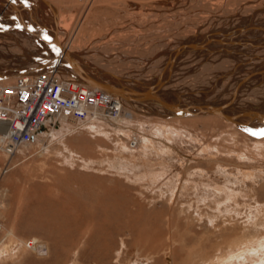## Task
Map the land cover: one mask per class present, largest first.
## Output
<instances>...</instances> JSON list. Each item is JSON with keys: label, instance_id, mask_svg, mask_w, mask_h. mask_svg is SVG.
I'll use <instances>...</instances> for the list:
<instances>
[{"label": "rangeland", "instance_id": "rangeland-1", "mask_svg": "<svg viewBox=\"0 0 264 264\" xmlns=\"http://www.w3.org/2000/svg\"><path fill=\"white\" fill-rule=\"evenodd\" d=\"M130 1L151 6L129 11ZM155 1L53 0L51 7L63 19L64 44L99 60L113 76L128 74L151 84L172 48L191 34L188 27L207 20L225 0L177 1L180 6L175 0H165L164 8H158ZM171 7L173 15L166 12ZM121 8L126 11L120 13ZM164 44L172 48L167 51ZM5 45L7 50L2 52L12 53L3 64L8 68L26 51L19 47L24 46L22 41ZM145 55L153 57L146 61ZM17 64L12 69L19 68ZM182 70V65L177 67L172 80V87H180L171 88L176 92L194 80ZM102 117L74 125L56 123L13 156L5 150L6 131L0 132V253L10 247L14 255L1 254L0 264H262L264 174L260 171L263 162L257 158L264 157L263 147H254L242 131L203 118L179 121L192 130L187 136H199L192 145L181 146L177 139V145L174 139L166 143L154 125L151 132L138 131L151 141L155 138L158 147L143 142L131 146L127 135L137 134L135 128L144 119L133 115L129 120H105L114 128L93 124ZM224 130L231 134L222 135ZM242 170L255 175L246 182L236 175ZM192 171L195 177L189 178ZM3 201L7 202L4 209ZM36 247L42 251H35Z\"/></svg>", "mask_w": 264, "mask_h": 264}, {"label": "bare ground", "instance_id": "bare-ground-1", "mask_svg": "<svg viewBox=\"0 0 264 264\" xmlns=\"http://www.w3.org/2000/svg\"><path fill=\"white\" fill-rule=\"evenodd\" d=\"M40 1H42L43 3ZM40 1L28 0V4L27 6H25L20 2V0H16V3H13V0H0V11L2 14H0V25H3V27L0 28V72L5 73L2 75L3 78H1L0 80L8 82L11 81L9 79L18 77L20 75L46 73L50 71L51 67L56 68L59 65L58 72L60 75L71 77L80 83H84L85 85L100 88L104 90V94L107 95V99L103 104L92 105L88 107V111H90V114L85 122L89 121V118L92 119L91 117H101L102 114V118L107 121H116L118 118L120 119V117H122L123 119L127 118L129 120L131 119V116L138 115L142 117L144 121H140L141 124H138V126L135 128L137 131L141 130L140 128L147 130L145 125L148 126V128L154 129L155 125V128L159 127L158 135H161L162 138L166 140V143L168 141L173 142L174 139V145H177L175 142V139H177L178 141H180L181 146H186L188 144L192 145L200 138L198 135H196L195 132V134L193 133L194 135H192L191 138L187 136L188 134L186 133L189 132L188 129L184 127L182 123L179 124V121L186 118H203L204 120H206V122L215 121L218 126L221 125L225 127L226 125H228L231 130H234L235 132L237 130L242 131L251 138L249 140L250 142H253L254 147L264 148V135L260 134L261 130H264V0H225L226 2L223 1V3H221V6L215 4V6L218 5V11L215 12L214 9L210 17L207 14L209 18H205L207 20L202 21V23L199 25L192 26V30L187 26L189 34H191L186 37L182 36L183 38L181 39V41H179L180 44L178 43L179 45L175 49L172 48V44H164L165 46H167V51L169 49V46H171L170 48H172L173 51L170 49L171 54L169 55L168 59H165L167 61L164 63V66H160L161 70L158 72L155 81L151 84L143 81V78L141 80V77L137 78L136 75V77L130 76L128 74L124 77L122 75L113 76L110 74L112 70L108 69L105 64L103 65L101 62H98L99 60L94 59L95 61H93L91 57L84 55L81 51L78 52L75 50V48L72 49V46L67 44L68 42L64 44L61 37L63 34H65L66 29L62 27L63 19L62 17H60L58 10H55L56 7H51V3L54 4L53 0ZM168 1L169 0H167L166 2ZM175 1L182 2L183 0ZM166 2L165 0H158L155 1V4L159 8V5L163 7L165 4H168ZM236 2L241 3L242 6L239 7ZM129 3L133 4L128 7V10L136 12H139L143 9L147 10V8L151 6L146 2L140 4L138 1H130ZM176 5H179L178 2L176 3ZM173 9L174 8L172 7L168 8L166 12L172 14V12L174 11ZM186 10L189 9H185V11ZM124 11L126 10L121 8L120 13ZM202 13L204 14V12ZM13 17H15L16 19L13 20ZM68 17L70 18V16ZM185 17L186 16H184L183 18ZM202 19L204 20V18ZM64 21H66V19ZM70 22L72 21H69L68 24ZM182 23H184V21ZM16 25H20V27H17ZM175 29L176 28H174V30ZM22 34H25L26 37H20ZM45 37H47V39ZM10 41H12V43L13 41H17L18 43L22 41V43L24 44V46L19 47L26 51L23 52L25 53V55H19L20 57L17 60V62H20L21 64H19V69H23L25 71L23 73L9 75L10 68L12 69L13 66L15 67V65L17 64L16 61L15 65L9 64L10 66L8 67V71L2 72V70L6 69L3 64L6 63L8 57H11L8 55L12 54L10 52H7L9 54H5L2 51L5 49L7 50L5 44ZM72 43H74V40ZM2 45H4L5 47ZM156 45H154V47ZM155 49L157 50V48ZM94 51L96 52V50ZM91 54L95 55L94 52ZM39 55H43L44 57L38 58ZM148 55L150 54L148 53ZM151 57H153V55ZM149 59L146 58L145 60L150 61ZM157 61L160 62L159 60ZM138 63L140 64V62ZM180 65H182L183 68L182 72L190 77L193 76L194 78H192L194 80L185 82L183 85V90L181 87L182 92H176L175 90L179 86H177L176 88L174 86L172 87V80L174 78L177 67H179ZM45 67H47V69ZM152 69L154 70V68ZM143 70H145V67H143ZM148 72L151 73V71ZM157 78H159L160 80ZM151 80L149 81L151 82ZM110 88H114V90L120 94H111L109 92ZM171 88H175V90H172ZM61 121H65L73 125L74 123H76L75 121H70L67 118L61 117L57 122H55V124ZM176 121H178V124L176 123ZM47 129L49 128H43L39 132V134L36 135V137L42 135V133H44ZM214 129L216 130V128ZM3 130L7 132V125L0 120V132ZM140 132L142 131H138L137 134H135L134 131L131 132L132 135L134 133L133 136L129 134L127 135L131 146H136L140 142H143L145 144L158 147V143L154 141L155 138L153 139V141H151L146 136L144 137V135H141ZM228 132L229 131L224 130L221 133L222 135L231 134ZM123 133L124 132H122V134ZM189 133L192 134V130ZM110 136H112V134ZM187 137L188 140H186ZM4 141H6V139H4ZM32 143L22 144L21 146L17 147L16 150ZM183 150L187 149L183 147ZM258 153V156L262 154V152L260 151ZM237 155H239V153ZM184 156L186 157V155ZM261 156V158L259 156V158L257 159L260 160L261 164L263 162V166L260 165V171L262 170V173L264 174V157L263 155ZM222 169L221 171H223ZM244 171L246 170H242L243 173L240 174L238 171V174L236 175H240L237 176L239 178L242 177L246 179V182L247 180L252 179V175H255L253 173L251 175V172L249 170H247V173H244ZM6 172L7 170H4V173ZM202 177H205V175ZM257 178L258 180H260L259 177ZM225 184H227V182ZM226 187L229 188V186ZM225 190L226 188L223 189V191ZM249 190H251V187ZM227 193L226 199L229 195V192ZM244 193L247 194V192ZM232 195H230V197ZM1 204L3 209L7 207V202L3 201ZM251 238L253 239V237ZM246 239L247 238H245V240ZM15 240L16 239L13 240V244L16 245L17 242ZM35 251L39 252L42 250L36 247ZM12 252L13 251H11V248L8 247V249H5L0 253V256L1 254L14 256L12 255ZM225 260L230 261L231 259L229 260L228 258H225ZM260 261L262 262V264H264V259H261Z\"/></svg>", "mask_w": 264, "mask_h": 264}, {"label": "built area", "instance_id": "built-area-1", "mask_svg": "<svg viewBox=\"0 0 264 264\" xmlns=\"http://www.w3.org/2000/svg\"><path fill=\"white\" fill-rule=\"evenodd\" d=\"M9 80H0V120L7 125L5 150L10 156L61 117L84 122L90 114L88 107L107 99L104 90L62 76L57 70Z\"/></svg>", "mask_w": 264, "mask_h": 264}, {"label": "water", "instance_id": "water-1", "mask_svg": "<svg viewBox=\"0 0 264 264\" xmlns=\"http://www.w3.org/2000/svg\"><path fill=\"white\" fill-rule=\"evenodd\" d=\"M58 67H59V65H58L56 68H55V67H54V68L51 67V68H50V71H52V70H57V71H58V70H59ZM45 68L47 69V67H45ZM18 69H19V68H17V67H16V69H10V74H9V75L16 74V73H23V72H25L23 69H19V70H18ZM8 70H9V69L6 68V69L2 70V72L8 71ZM18 71H20V72H18ZM40 72H42V71H40ZM31 73H32V72H31ZM0 74H1V75H0V79H1V78H3L2 75L5 74V73H1V72H0ZM97 76H98V75H97ZM109 90H110L109 92H110L111 94H113V93L116 94V93H117V92L114 90V88H110ZM117 94H120V93H117Z\"/></svg>", "mask_w": 264, "mask_h": 264}, {"label": "crops", "instance_id": "crops-1", "mask_svg": "<svg viewBox=\"0 0 264 264\" xmlns=\"http://www.w3.org/2000/svg\"><path fill=\"white\" fill-rule=\"evenodd\" d=\"M93 124H98V125H104V124H106V127H109V126H111L112 128H114V125L112 124V123H110V122H107V121H105V120H100V119H97V120H95V121H93ZM88 129H92L91 127H88ZM147 130L149 131V132H151V130H150V128L148 129L147 128ZM196 170H200V169H198V168H196V169H194V171H196ZM209 172V171H208ZM194 175V172L192 171V173H188V177L189 178H191V176L192 177H195V175ZM197 176H199V175H197ZM256 199V198H255ZM253 203H255V202H253ZM258 203V202H257ZM256 204V203H255ZM258 206H259V203L257 204Z\"/></svg>", "mask_w": 264, "mask_h": 264}, {"label": "snow or ice", "instance_id": "snow-or-ice-1", "mask_svg": "<svg viewBox=\"0 0 264 264\" xmlns=\"http://www.w3.org/2000/svg\"><path fill=\"white\" fill-rule=\"evenodd\" d=\"M21 3H23L25 6H27L28 4V0H20ZM13 3H16V0H13ZM16 18L13 17V20H15ZM17 27H20V25H16ZM3 25H0V28H2ZM47 39V37H45ZM261 135H264V130H261L260 132Z\"/></svg>", "mask_w": 264, "mask_h": 264}]
</instances>
